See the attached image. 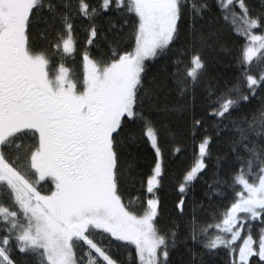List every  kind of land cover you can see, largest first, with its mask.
Here are the masks:
<instances>
[{"label": "snow or ice", "instance_id": "snow-or-ice-1", "mask_svg": "<svg viewBox=\"0 0 264 264\" xmlns=\"http://www.w3.org/2000/svg\"><path fill=\"white\" fill-rule=\"evenodd\" d=\"M232 36L235 76L221 82L206 50ZM175 114L199 143L166 219ZM209 163L204 195L227 201L210 213L185 202ZM221 250L264 264V0H0V264H205Z\"/></svg>", "mask_w": 264, "mask_h": 264}, {"label": "trees", "instance_id": "trees-1", "mask_svg": "<svg viewBox=\"0 0 264 264\" xmlns=\"http://www.w3.org/2000/svg\"><path fill=\"white\" fill-rule=\"evenodd\" d=\"M115 23L119 25V19H116ZM37 29L43 27L42 22H37ZM117 29H112L111 33H106L110 38H114V34ZM81 39H83V34L81 33ZM240 40L235 36L227 39L224 43L225 48L229 51L221 50L220 47H214L213 49L206 50L208 57L209 67L208 72L211 76L218 78L221 82L229 81L235 76L236 61L234 59L237 49L240 47ZM73 57H68L66 65L71 68L73 71H78L81 54L79 45L77 47V52L73 54ZM167 66L166 58L161 57L154 61L150 66L149 75L155 76L157 79H162L164 76V69ZM175 94H170V99ZM202 94L198 91L197 97L194 101L190 103L195 104V110L197 114L203 111V100L201 99ZM204 119H208L204 117ZM168 127L172 132V135L169 137V151L165 153L163 158V169H164V180L162 181V186L157 195L161 200V210L165 215L166 219H170L171 215L174 213V204L179 198L177 182L182 179L184 172L190 167L194 160V153L197 151V145L199 140L193 141L191 135L190 124L186 123L184 117L180 114H175L170 116L168 119ZM208 134H212V129L208 127ZM179 148V151H172L171 149ZM226 155L227 154V145L224 142V139L221 138L213 148V161L217 155ZM152 153L144 149L137 156V164L140 166V171L143 174L142 178L145 182V191H146V180L147 175L150 174L149 165L152 161ZM214 163H209L208 170L204 172L203 178L195 182V189L193 192H188L185 196L186 204L189 201V197H195L197 202H202L207 211L212 212L213 208L218 210H223V204L227 203L222 198H213L211 201L205 197V192L208 190L207 184L211 183L213 179V173L215 171ZM140 185L137 183L136 188L139 189ZM139 193L136 190L131 191L130 195L136 197ZM187 211V209H186ZM202 219H207V214L201 213ZM183 228V225H182ZM243 235V230H242ZM231 256L225 253L223 250L215 253L206 254L204 256L205 264H230Z\"/></svg>", "mask_w": 264, "mask_h": 264}, {"label": "rangeland", "instance_id": "rangeland-1", "mask_svg": "<svg viewBox=\"0 0 264 264\" xmlns=\"http://www.w3.org/2000/svg\"><path fill=\"white\" fill-rule=\"evenodd\" d=\"M68 57H71V56H67V55H66V58H65V60H66ZM64 62H65V66H66V67H68V66L66 65V61H64ZM70 70H72V69L70 68ZM72 71H73V70H72ZM41 183H43V182H41ZM241 242H242V241H241ZM131 247H133V248H134V246H131Z\"/></svg>", "mask_w": 264, "mask_h": 264}]
</instances>
